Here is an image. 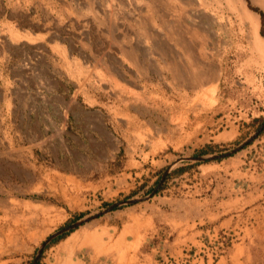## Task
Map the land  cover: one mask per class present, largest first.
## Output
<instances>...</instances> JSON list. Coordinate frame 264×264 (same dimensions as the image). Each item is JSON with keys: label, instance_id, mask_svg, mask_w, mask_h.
I'll return each instance as SVG.
<instances>
[{"label": "rangeland", "instance_id": "1", "mask_svg": "<svg viewBox=\"0 0 264 264\" xmlns=\"http://www.w3.org/2000/svg\"><path fill=\"white\" fill-rule=\"evenodd\" d=\"M95 212L34 264H264V0H0V264Z\"/></svg>", "mask_w": 264, "mask_h": 264}, {"label": "water", "instance_id": "2", "mask_svg": "<svg viewBox=\"0 0 264 264\" xmlns=\"http://www.w3.org/2000/svg\"><path fill=\"white\" fill-rule=\"evenodd\" d=\"M250 138V137H249ZM248 138V139H249ZM247 139V140H248ZM240 146L237 145L236 147L226 151V152H222V153H218V154H212V155H196V156H193L194 159L196 160H205V159H209V158H218V157H221V156H224L226 154H229L230 152H232L233 150H235L236 148H238ZM138 197H126V198H123V199H120V200H117V201H112L110 202L108 205H106L103 209H101L100 211L98 212H101L103 210H106L107 208L111 207L112 205L120 202V201H133L134 199H136ZM98 212H95L93 214H89V215H86V216H83L81 218H78V219H75L73 221H70L64 225H61L60 227H58L57 229H55L53 232H51L50 234H48L41 242L40 244L38 245V247L36 248L35 250V253H34V256H33V259L31 261V264H34L35 263V260L37 259L38 255H39V252L42 248V246L51 238L53 237L54 235H56L57 233H60L70 227H73L75 226L76 224L80 223L82 220H85L93 215H95L96 213Z\"/></svg>", "mask_w": 264, "mask_h": 264}]
</instances>
